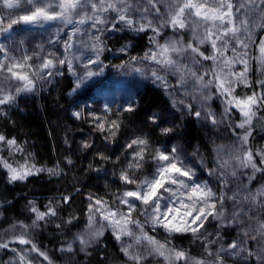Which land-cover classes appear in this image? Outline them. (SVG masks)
Listing matches in <instances>:
<instances>
[{
    "label": "snow or ice",
    "instance_id": "snow-or-ice-1",
    "mask_svg": "<svg viewBox=\"0 0 264 264\" xmlns=\"http://www.w3.org/2000/svg\"><path fill=\"white\" fill-rule=\"evenodd\" d=\"M64 79L66 151L42 162L12 113ZM149 84L166 102L143 111ZM0 122L6 185L81 162L19 214L0 192V264H264V0H0Z\"/></svg>",
    "mask_w": 264,
    "mask_h": 264
},
{
    "label": "trees",
    "instance_id": "trees-1",
    "mask_svg": "<svg viewBox=\"0 0 264 264\" xmlns=\"http://www.w3.org/2000/svg\"><path fill=\"white\" fill-rule=\"evenodd\" d=\"M132 54L135 55L136 53L133 52ZM107 55L109 60L106 63L117 64L121 62L118 59H112V52L107 53ZM116 55H119V53ZM113 71L114 69H109L107 74L110 75ZM69 90L70 81L68 79L61 80L55 88L45 89L39 96L30 98L26 105L20 106L12 113V119L15 121L14 131L18 132L22 138L27 139L29 146L33 147L39 157L41 159L46 158L48 162L56 160L66 151L63 144L64 125L72 124V120L68 115L71 105V98L67 96ZM137 99L140 101V108L143 111L164 107L166 102L165 96L159 89L150 84L140 90ZM0 126H2V122H0ZM86 136V126L85 132L80 133L76 131L75 125H73L72 139L76 143ZM181 139L186 144L195 145L199 139L196 127L188 126L184 128L181 132ZM73 150H75V144ZM73 159L77 160L76 168L68 171V178L63 180H49L46 176H41L30 178L26 186H10L5 184L4 177L0 175V192L10 194L16 201L15 207L8 214H19L25 203V198L32 199L35 197L41 203H44L48 197L58 195L59 191L70 190L71 177L81 167L80 158L74 156ZM89 159L91 157L82 160L84 166L87 165ZM79 178L81 179L79 186L83 188L85 195L89 191L95 192L102 188V179L98 180L94 173H90L88 176L80 173ZM83 199V196H77L73 207L82 208L84 206L81 203ZM50 238V236H46L44 243L47 244Z\"/></svg>",
    "mask_w": 264,
    "mask_h": 264
},
{
    "label": "rangeland",
    "instance_id": "rangeland-1",
    "mask_svg": "<svg viewBox=\"0 0 264 264\" xmlns=\"http://www.w3.org/2000/svg\"><path fill=\"white\" fill-rule=\"evenodd\" d=\"M125 42H126L125 40H121V43H125ZM113 44H115V41H113ZM113 49H115V47H114ZM112 53L118 54V53L115 52V50H113ZM114 71H115V70H114ZM114 71H113V72H114ZM113 72H112V74H113ZM112 74H110V76H111ZM165 98H166V97H165ZM29 101H30V98L27 99L26 101L21 102L20 106L23 107V106L26 105ZM29 150L35 152V150L33 149V147H30ZM38 159H40L42 162H48L46 158H44L45 160H44V159H41V158L39 157V155H38ZM46 177H47V176H46ZM47 178H48V177H47Z\"/></svg>",
    "mask_w": 264,
    "mask_h": 264
}]
</instances>
